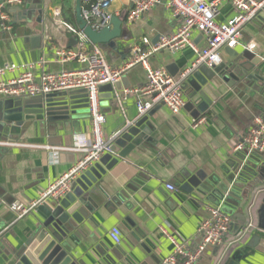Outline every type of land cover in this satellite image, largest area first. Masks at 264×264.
Segmentation results:
<instances>
[{
    "label": "crops",
    "instance_id": "obj_1",
    "mask_svg": "<svg viewBox=\"0 0 264 264\" xmlns=\"http://www.w3.org/2000/svg\"><path fill=\"white\" fill-rule=\"evenodd\" d=\"M165 3L132 23L127 20L132 10L131 0H117L107 10L111 17L124 20L125 31V36L113 44L96 45L109 65L121 66L135 47L149 49L162 37L177 32L182 20L175 18ZM76 4L77 0H24L23 5L7 7L11 30L0 27V69L11 64L32 65L37 80L44 73L80 69V64L63 63L56 55L58 47L76 49V37L48 29L57 9L64 20L78 27ZM82 5L88 8L84 2ZM234 15V8L224 3L218 21L225 22ZM192 38L197 48L206 47V37L200 32L194 31ZM145 39L149 40V46L144 44ZM249 43L256 44L254 51L246 50ZM233 50L247 54L249 62H258L254 71H259L261 80L242 86L243 94L228 88L222 90L218 100L205 112L200 110L202 100L193 97L191 87L183 90L186 105L194 103L193 109L187 110L185 105L177 115L165 107L150 112L147 136L142 144L93 184L82 206L87 216L77 212L72 218L65 249L77 264H160L175 252V245L166 233L179 243L188 242L191 249H197L202 243L200 227L209 216L208 209L220 205L232 217V228L223 244L207 248L196 264H227L239 245L236 241L242 230L250 224L256 225V211L264 198V175L256 182L260 187L251 194L237 179L230 182L229 174L239 176L238 167L248 162L264 167V154L234 150L254 119L264 117V13L246 27L241 44ZM221 56V65L231 59L227 51ZM195 59L194 50L187 47L177 52L163 50L150 57L149 63L152 68L164 69L177 77ZM23 73L19 68L0 77V81L16 79ZM145 82L146 71L138 65L118 82L121 91L114 88L113 92H101L105 137L139 120L137 98L125 92L141 88ZM202 117L207 119L205 126L193 128L194 120ZM91 128L89 114L81 113L71 115L65 122L32 125L17 139L2 140L30 146H0V264L16 262L18 252L35 231L36 220L43 218L34 209L17 220L11 205L26 206L41 199L52 184L83 158L73 149L79 140L92 137ZM198 172L205 175L206 194L197 190L191 195L184 192L182 185L187 177ZM115 227L122 233L120 244L110 236ZM245 264H264V256L257 255Z\"/></svg>",
    "mask_w": 264,
    "mask_h": 264
},
{
    "label": "built area",
    "instance_id": "obj_2",
    "mask_svg": "<svg viewBox=\"0 0 264 264\" xmlns=\"http://www.w3.org/2000/svg\"><path fill=\"white\" fill-rule=\"evenodd\" d=\"M117 0H83L88 8H83L85 20L96 30H101L110 25L111 15L107 10ZM132 10L127 20L132 23L140 19L147 12L166 1V7L173 16L182 20V23L171 36L162 37L160 41L149 49L135 47L131 57L121 66L113 67L108 64L101 50L87 38L74 24L64 20L61 10L55 11L53 20L48 29L59 34H73L78 46L76 49L58 47L57 58L63 62H76L82 67L78 70L62 71L60 73H44L40 79H36L33 73L34 67L7 65L0 69V77L8 72H14L19 68L24 73L20 77L10 81H0V99H11L21 97H35L48 95L56 92L80 90L87 92L88 111L91 118L92 137L89 140H79L78 146L73 149L81 153L82 159L72 167L66 174L60 177L44 193L38 201L30 205L14 203L10 210L16 215L17 220L28 216L39 205L49 199L59 200L71 189L72 182L86 171L91 165L100 161L107 154H112V146L122 131L105 137L103 126L106 117L102 112V99L100 87L106 84L115 85L120 82L124 75L138 65H142L146 71V82L141 88L127 90L128 95L136 96V107L139 113L138 119L148 115L157 107H165L172 114L177 115L185 108V96L183 83L188 76L198 68L207 66L218 67L222 64V52L226 48L239 46L246 27L253 21L259 19L264 13V0H131ZM24 0H4L0 3V27L11 30L10 18L5 11L7 7L23 5ZM224 3H229L235 11V15L225 22H219L220 8ZM198 31L206 37V47L199 49L195 46L192 35ZM47 34V32H46ZM49 34L47 37L49 39ZM90 44L94 45L90 47ZM144 44H150L148 39ZM190 47L196 54L192 65L184 70L179 76L174 77L164 69H154L149 63L150 57L163 50L177 52ZM246 50L254 51L256 44L249 43ZM207 122L205 117L194 120L193 128L204 127ZM128 127V126H127ZM126 128V127H125ZM0 146L29 147L16 142H0ZM236 153L264 154V117L254 119L247 134L242 137L235 146ZM170 190L174 187L168 186ZM209 216L200 227L202 243L197 249H191L188 242L179 243L170 236L175 245L172 256L164 259L160 264H196L203 253L209 247H220L225 237L229 234L233 219L227 214L223 207L216 206L208 209ZM255 224L246 226L240 233L236 243H242L248 237ZM110 236L116 244L122 241V233L118 227L111 230Z\"/></svg>",
    "mask_w": 264,
    "mask_h": 264
},
{
    "label": "water",
    "instance_id": "obj_3",
    "mask_svg": "<svg viewBox=\"0 0 264 264\" xmlns=\"http://www.w3.org/2000/svg\"><path fill=\"white\" fill-rule=\"evenodd\" d=\"M82 4L83 0H77L76 23L92 44L107 46L125 36L124 20L118 17H112L110 25L101 30L93 28L84 18ZM224 51L230 53L229 61L220 67L202 66L193 71L183 83V89L191 87L193 97L198 96L202 100L199 105L202 112L218 100V93L222 90L228 88L234 90L236 94H243L245 89L243 90L242 86H249L252 81L261 80L259 71H254L257 61L249 62L247 54H240L232 48H226ZM114 88L122 90L121 84L116 83L101 86L100 92H113ZM194 107L192 102L186 105L187 110ZM81 113L89 114L87 92L84 89L5 99L0 102V142L9 138L17 139L22 131L28 130L32 125L65 122L70 120L71 115ZM199 115L200 113H194V116ZM149 117L150 113L124 128L112 146V154L104 155L100 161L81 173L72 182L70 191L63 198L49 199L36 208L43 218L36 220L35 231L29 242L18 252L14 264H77L65 249L72 218L77 212L87 216L82 206L86 204V194L90 192L93 184L118 165L121 158H125L129 152L142 144L147 136L146 125ZM239 168V176L229 174V181L235 183L237 179L252 194L260 187L256 182L264 175V167L248 162ZM182 189L190 195L195 190L205 195V175L198 172L196 175L188 176ZM256 213L255 228L251 230L246 240L234 249L227 264H245L257 255L264 256V198Z\"/></svg>",
    "mask_w": 264,
    "mask_h": 264
},
{
    "label": "trees",
    "instance_id": "obj_4",
    "mask_svg": "<svg viewBox=\"0 0 264 264\" xmlns=\"http://www.w3.org/2000/svg\"><path fill=\"white\" fill-rule=\"evenodd\" d=\"M97 0H91L92 3H95ZM247 238V237H246ZM246 240V239H245Z\"/></svg>",
    "mask_w": 264,
    "mask_h": 264
}]
</instances>
